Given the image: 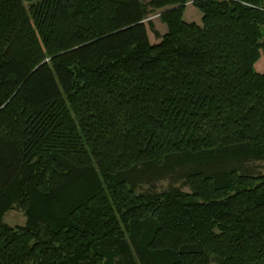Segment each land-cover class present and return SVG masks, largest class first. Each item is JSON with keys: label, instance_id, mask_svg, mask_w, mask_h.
Returning a JSON list of instances; mask_svg holds the SVG:
<instances>
[{"label": "trees", "instance_id": "trees-1", "mask_svg": "<svg viewBox=\"0 0 264 264\" xmlns=\"http://www.w3.org/2000/svg\"><path fill=\"white\" fill-rule=\"evenodd\" d=\"M261 55L264 0H0V264H264Z\"/></svg>", "mask_w": 264, "mask_h": 264}, {"label": "rangeland", "instance_id": "rangeland-1", "mask_svg": "<svg viewBox=\"0 0 264 264\" xmlns=\"http://www.w3.org/2000/svg\"><path fill=\"white\" fill-rule=\"evenodd\" d=\"M149 19L153 22V29L149 28L148 30L149 38L152 44H157L160 42L159 41L160 39H158L155 36L154 31H158L162 35V34L167 33L168 29L165 24L161 23L160 18H159V12H151V14L149 15ZM183 19L187 23L194 22L197 24H201L202 23V13L198 8L192 5V2H189L185 9ZM255 70L258 73H261V74L264 73V56L263 55H261V58L255 64ZM251 167L255 173L264 174V161H259L254 164H251ZM171 188H180L184 192H190L189 187L186 186L184 182L182 181L174 182L171 179L160 181L152 186H148V185L139 186L136 189V192L138 194L140 193L159 194L167 190H170ZM4 222L11 227H15L18 225H25L26 217L23 215L22 212L14 209L5 214Z\"/></svg>", "mask_w": 264, "mask_h": 264}]
</instances>
